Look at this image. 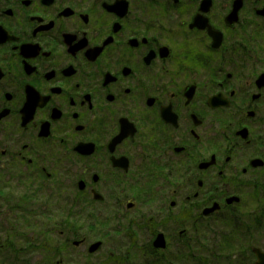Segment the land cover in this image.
Instances as JSON below:
<instances>
[{"label":"flooded vegetation","instance_id":"obj_1","mask_svg":"<svg viewBox=\"0 0 264 264\" xmlns=\"http://www.w3.org/2000/svg\"><path fill=\"white\" fill-rule=\"evenodd\" d=\"M221 237L264 257V0H0V264Z\"/></svg>","mask_w":264,"mask_h":264},{"label":"rangeland","instance_id":"obj_2","mask_svg":"<svg viewBox=\"0 0 264 264\" xmlns=\"http://www.w3.org/2000/svg\"><path fill=\"white\" fill-rule=\"evenodd\" d=\"M252 233H254V236H255L253 241H255L256 243L260 244V241L261 240H259V237H258V234H257L258 233L257 230L252 231ZM20 242H21V240H20ZM219 244L222 245V246H218L217 247V251L218 252L217 251H214V253H215V255H217L218 260L220 261L219 264H226L227 261H231V254L233 255L235 253L234 250L231 252L232 248L230 249L227 246H233V245L230 242H228V243L224 242L223 237H221V240H220V243ZM99 258H100V254L94 256L90 260L91 261H95V260H98ZM134 262H135V260H134ZM132 264H135V263H132Z\"/></svg>","mask_w":264,"mask_h":264},{"label":"water","instance_id":"obj_3","mask_svg":"<svg viewBox=\"0 0 264 264\" xmlns=\"http://www.w3.org/2000/svg\"><path fill=\"white\" fill-rule=\"evenodd\" d=\"M163 247V246H160ZM98 248V243L93 244L92 246L89 247V252H94L96 251V249ZM257 251V261L256 264H264V257L263 255H260V253L258 252V249H256Z\"/></svg>","mask_w":264,"mask_h":264}]
</instances>
